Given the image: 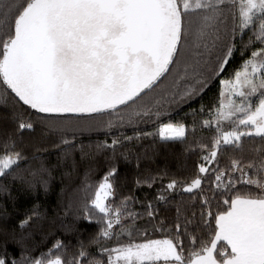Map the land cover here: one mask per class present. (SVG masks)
Segmentation results:
<instances>
[{
    "label": "snow or ice",
    "instance_id": "obj_1",
    "mask_svg": "<svg viewBox=\"0 0 264 264\" xmlns=\"http://www.w3.org/2000/svg\"><path fill=\"white\" fill-rule=\"evenodd\" d=\"M157 137L202 154L191 177L153 168ZM85 161L51 219L37 201L9 225L0 203V264H264V0H0V198L15 211L12 184L47 194Z\"/></svg>",
    "mask_w": 264,
    "mask_h": 264
},
{
    "label": "trees",
    "instance_id": "obj_2",
    "mask_svg": "<svg viewBox=\"0 0 264 264\" xmlns=\"http://www.w3.org/2000/svg\"><path fill=\"white\" fill-rule=\"evenodd\" d=\"M246 39V37H245ZM240 62V57L239 54L237 53L236 57L233 59L230 69L234 66H237ZM219 90V82L215 81L213 84L210 86V88L201 96V97H196L192 101H189L188 103L184 104L181 106L180 109H178L174 114H173V119H185L187 122H191L192 116L188 115L185 116V113H190L191 109H196L199 108L201 103L208 104L210 101H212L218 94ZM144 131H151L152 128L151 126L148 125H142ZM38 131V130H37ZM115 129L113 130V134H115ZM123 131L131 135L132 134V129L130 127H126L123 129ZM213 133L211 131L206 130L204 132V135L211 136ZM199 135V133H198ZM109 139L110 137H106L105 135V130L103 129L102 132H99L95 135H87V134H80L78 133L77 135V144H84V145H95L96 142L98 141H103L105 139ZM189 139H191V136L189 135ZM151 142V138L149 141H145V143ZM44 147L49 148V153H48V160L50 163L55 164L57 160V153L53 150H51V145L50 144H45L43 145ZM186 146V144H182L180 141H175L171 143L164 144L159 141V138L157 137V141L155 143V149L157 150V156L155 159L154 164L152 165L153 168H163L167 166L168 170L172 173H175L178 176L181 177H191L195 171H196V166L200 161L201 153L199 152H192V153H187L183 151V148ZM255 145L251 144L250 141L245 142V149L247 150L249 147H254ZM88 149L86 148V151ZM230 151V149L225 150V154L221 157L220 160V166L223 167V165L227 162V154ZM238 155V153H236ZM77 160L80 159L79 153L77 152L76 154ZM97 160H100L101 162L103 161V156L98 155L96 157ZM91 164V161H85L83 163H80L78 168L76 169L75 172H72L71 177H62L61 173L62 172H67L70 171L69 168L67 167H61L60 169H57L53 175L54 179L52 181V186L51 190L45 194L44 191L41 189L38 193L35 194V197L32 195H28L25 192H22L19 190L17 184H12V193L14 196H16V201H15V211L13 209V202L11 199L7 198L6 196L3 198H0V203H3L6 207L7 210L12 213V217L9 220V225L14 224L16 222V219L19 218L22 215V212L25 208H29L32 206L33 203H36L39 201L41 205V211L46 212V215L49 219L55 215V208L58 202L61 199V188L66 187V191L63 194V198L66 201L67 197L71 194L72 189L80 183L81 179L83 178V173L86 167H88ZM211 167V166H210ZM127 172L128 177H129V184L128 188H124L123 192L124 194H127L129 188H132V175H133V169L131 166L125 168L124 165H121V172ZM103 175V171H97L93 174L92 179L98 180L101 176ZM3 182L8 183L9 179L6 178ZM167 180L164 181L166 183ZM241 190H246V189H241ZM133 191H135V194L137 196L143 197L144 192H149L151 191L152 194H155L156 189L149 190L147 187L143 188L142 190H136L133 188ZM179 199V196L177 195L176 197ZM163 207L162 205H160ZM174 211V210H173ZM47 228V223L48 221L45 220L43 221ZM78 227L80 228H87L88 231H85L82 233V238H86L90 232H93L96 229V225L92 224L89 225L85 221H81L78 224ZM56 234L60 236L61 239H67L71 240L73 243H75V238L73 235L69 234L67 236L61 235L62 229H55ZM160 234L156 233L154 235H151L149 238H159ZM139 239V237H136ZM36 239L40 240V235L37 233ZM51 246V238H49L48 242L46 243V247ZM9 250H16L15 246L9 245Z\"/></svg>",
    "mask_w": 264,
    "mask_h": 264
},
{
    "label": "rangeland",
    "instance_id": "obj_3",
    "mask_svg": "<svg viewBox=\"0 0 264 264\" xmlns=\"http://www.w3.org/2000/svg\"><path fill=\"white\" fill-rule=\"evenodd\" d=\"M103 131V129H99V130H95V131H84V132H82V133H80V134H87V135H95V134H97V133H99V132H102Z\"/></svg>",
    "mask_w": 264,
    "mask_h": 264
}]
</instances>
